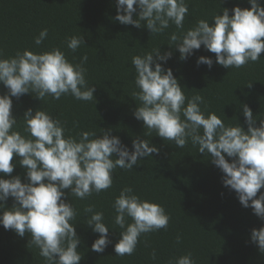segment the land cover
Wrapping results in <instances>:
<instances>
[{"label":"clouds","instance_id":"clouds-1","mask_svg":"<svg viewBox=\"0 0 264 264\" xmlns=\"http://www.w3.org/2000/svg\"><path fill=\"white\" fill-rule=\"evenodd\" d=\"M250 7L222 8L209 18L198 19L185 27L189 15L188 0H115L114 19L124 25L142 26L150 36L166 30L169 48L174 47L180 59H187L203 45L215 54V62L224 68L240 69L258 62L264 52V7L259 0H248ZM135 14V18H134ZM143 22V25H142ZM48 37L46 28L34 37L39 46ZM67 49L75 53L85 45L82 35L66 37ZM172 52H161L159 45L143 54L133 55L136 107L133 115L144 129L165 141L184 148L197 149L224 174L222 183L234 190L243 207L264 221V116L253 115L247 104H241L247 129L236 121L226 122L209 110L199 93L187 96L167 61ZM87 55L73 64L64 51L52 47L39 52L17 50L5 57L0 51V83L7 92L0 94V225L23 237L30 234L29 246H35L46 264H79L81 243L75 230L79 213L72 200L64 199L65 189L71 197L86 200L107 191L113 185V173L119 168L131 171L139 160L158 153L146 139L134 138L132 150L122 144L112 129L80 130L66 135L64 123L41 108H28L23 113V133L12 112V98L28 93L40 101L71 95L78 101L93 102L95 88L86 79ZM197 64L213 65L210 57L200 56ZM249 87L251 82L247 83ZM224 116V114H223ZM259 124L257 125V118ZM75 123V122H74ZM226 156L230 159H226ZM25 169V181L11 175L13 158ZM259 192V195L257 193ZM14 203L6 208L4 202ZM113 224L120 236L114 244L117 256L132 255L144 234L167 229L170 217L160 204L142 199L131 186H124L115 197ZM86 223L98 237L91 250L102 253L111 243L109 226L103 211L89 204L83 209ZM250 240L264 254V223L252 228ZM180 237L177 236L179 243ZM152 259H156L155 252ZM167 264H196L190 252L170 257Z\"/></svg>","mask_w":264,"mask_h":264},{"label":"trees","instance_id":"trees-1","mask_svg":"<svg viewBox=\"0 0 264 264\" xmlns=\"http://www.w3.org/2000/svg\"><path fill=\"white\" fill-rule=\"evenodd\" d=\"M264 7V0H259ZM189 15L185 27L193 26L198 19L234 6L248 8V0H188ZM115 0H0V51L5 57L14 56L17 50L39 52L59 47L73 64L81 62L87 69L86 79L95 88L94 103L78 101L71 95L59 100L46 97L40 101L32 93L12 98V112L17 118V130L23 133V113L26 109L41 108L61 120L66 135H77L80 130L112 129L129 151L134 138L146 139L155 145L158 153L139 160L133 170L117 168L113 185L99 195L86 200L71 197L65 189L64 199L71 201L79 213L74 227L81 243L79 264H167L170 257L192 254L196 264H264V254L250 240L252 228H259L264 221L251 207H243L235 193L222 183L223 173L194 148L191 143L184 148L165 141L144 129L143 122L133 115L136 107L134 68L131 58L159 45L161 52L171 51V58L158 61L170 68L185 94L199 93L205 98L209 110L215 111L226 122L236 121L247 129L240 105L247 104L253 115L264 116V52L258 62H249L240 69L224 68L215 62V54L202 45L187 59L181 60L178 50L169 48L167 32L150 36L142 26L124 25L116 21ZM135 18V14H134ZM143 25V22H142ZM46 28L48 37L37 46L34 43L40 30ZM82 35L85 45L75 53L67 49L66 37ZM200 56L210 57L213 65L197 64ZM251 82V86L246 85ZM7 89L0 83V94ZM224 114V116H223ZM75 122V123H74ZM259 117L257 118V125ZM226 159H230L226 156ZM11 175L25 181V169L14 157ZM124 186H131L142 199L164 207L170 220L167 229L144 234L136 251L128 256H117L114 244L120 236L113 224V201ZM260 191L264 192V188ZM259 195V192L257 193ZM14 203L9 197L4 205ZM89 204L103 211L104 222L110 227L111 240L102 253L91 250L98 237L84 223L83 209ZM177 236L180 237L179 243ZM30 234L23 237L0 225V264H46L35 246H29ZM155 252L156 259H152Z\"/></svg>","mask_w":264,"mask_h":264}]
</instances>
